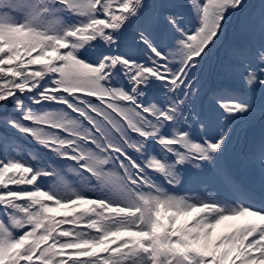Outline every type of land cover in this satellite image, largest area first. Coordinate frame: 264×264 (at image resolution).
<instances>
[{
    "label": "snow or ice",
    "instance_id": "obj_1",
    "mask_svg": "<svg viewBox=\"0 0 264 264\" xmlns=\"http://www.w3.org/2000/svg\"><path fill=\"white\" fill-rule=\"evenodd\" d=\"M0 264H264V0H0Z\"/></svg>",
    "mask_w": 264,
    "mask_h": 264
}]
</instances>
